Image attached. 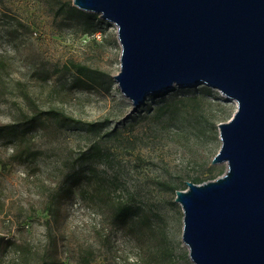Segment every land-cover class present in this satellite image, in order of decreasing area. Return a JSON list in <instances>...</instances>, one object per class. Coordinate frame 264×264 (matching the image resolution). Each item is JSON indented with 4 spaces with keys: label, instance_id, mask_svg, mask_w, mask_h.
Listing matches in <instances>:
<instances>
[{
    "label": "rangeland",
    "instance_id": "rangeland-1",
    "mask_svg": "<svg viewBox=\"0 0 264 264\" xmlns=\"http://www.w3.org/2000/svg\"><path fill=\"white\" fill-rule=\"evenodd\" d=\"M100 18L73 0H0V127L11 125L0 133V264H192L175 190L225 171L210 161L236 103L198 83L148 95L128 115L113 79L117 29ZM70 62L96 78L78 81ZM24 93L79 123L22 126ZM93 145L101 153L83 159ZM118 203L135 213L118 216Z\"/></svg>",
    "mask_w": 264,
    "mask_h": 264
},
{
    "label": "water",
    "instance_id": "water-1",
    "mask_svg": "<svg viewBox=\"0 0 264 264\" xmlns=\"http://www.w3.org/2000/svg\"><path fill=\"white\" fill-rule=\"evenodd\" d=\"M116 26L113 79L137 112L148 95L204 83L235 101L211 164L174 200L192 264H264V0H73Z\"/></svg>",
    "mask_w": 264,
    "mask_h": 264
},
{
    "label": "trees",
    "instance_id": "trees-1",
    "mask_svg": "<svg viewBox=\"0 0 264 264\" xmlns=\"http://www.w3.org/2000/svg\"><path fill=\"white\" fill-rule=\"evenodd\" d=\"M69 7L74 8L73 6H69ZM64 12H65V10H64ZM87 19H89L88 16H87ZM70 65L77 72L78 81H81V82L90 83L91 81L94 80V78H96V75H97L96 73H98L97 70L92 69V68H90L84 64L70 62ZM23 96L26 99V101L29 104H31V107H32L31 108V111H32L31 114H24L25 118L21 124L24 127H32V126L36 125L37 123H39L43 119H53V120H56L60 123H69V124L79 123V121L77 119L72 118L71 116L67 115L61 109L54 108V107H51L48 109H38L37 107L34 106V102L28 96L27 93H24ZM193 99H195V98H193ZM171 103L172 102H166V103H163L160 106H158L156 109V115L158 117H160L163 114H166L167 112L171 111L172 110V108H170ZM10 126H11L10 124H6V125L1 126L0 127V133L5 132V131H10L11 130ZM92 126L96 127L95 124H92ZM29 153H30V156H32V157L37 154L36 152H32L31 150H29ZM99 153H101L99 146L93 145L91 147V150L88 152V154L82 156V158L84 159L86 157L87 158L97 157L99 155ZM214 178H216V177H214ZM203 181H205V180L202 179L200 176H196L193 182L201 183ZM115 209H116L115 212L118 216L124 217L128 214L135 213L134 208H132L130 205H127L124 203H118L115 206ZM83 262H84V264H89L88 259L83 258ZM170 264H173V263H170Z\"/></svg>",
    "mask_w": 264,
    "mask_h": 264
}]
</instances>
